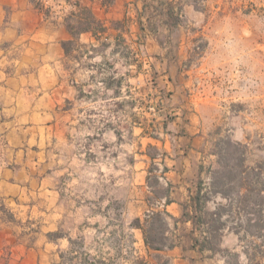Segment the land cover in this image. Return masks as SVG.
I'll return each instance as SVG.
<instances>
[{
    "label": "crops",
    "instance_id": "0c3cea01",
    "mask_svg": "<svg viewBox=\"0 0 264 264\" xmlns=\"http://www.w3.org/2000/svg\"><path fill=\"white\" fill-rule=\"evenodd\" d=\"M192 7L180 0H0V136L5 142L0 195L12 210L33 218L38 204L33 196L46 197L49 207L43 214L47 213L52 231L62 227L61 219L69 211L83 212L82 227L89 206L103 212L114 199L132 198L127 202L139 209L128 226L136 231L145 257L164 254L170 264H192L197 259L222 264L206 257L205 249L190 245L187 249L179 235L181 228L189 231L192 226L179 219L181 203L196 192L198 181L208 185L206 169L214 156L208 151L205 106L215 103L203 89L195 91L191 80L175 78L177 69H188L191 47L185 31L169 28L168 20ZM243 33L247 31L224 30L228 39L224 43L229 48L237 44L234 55L224 57L225 84L239 100H263L262 43L255 41L248 55ZM174 35L179 38L173 46L162 40ZM206 63L201 56L197 68L205 69ZM141 68L157 71L160 82L154 90L167 104L156 117L158 137L132 121L136 84L150 85L147 78L137 81L135 72ZM166 90L171 94L161 98ZM120 116L127 126L132 123L133 132L139 130L141 141L161 151L154 159L147 153L141 160L134 155L122 176L105 168L98 156L105 135L111 138V147L123 145L122 130L114 120ZM230 123L232 137L247 142L242 112ZM151 180L165 187L163 195H155ZM151 208L169 212L172 247L149 249L141 230L131 226ZM4 236L0 228V249ZM36 244L17 245L22 262L40 263L43 252Z\"/></svg>",
    "mask_w": 264,
    "mask_h": 264
},
{
    "label": "rangeland",
    "instance_id": "374dc122",
    "mask_svg": "<svg viewBox=\"0 0 264 264\" xmlns=\"http://www.w3.org/2000/svg\"><path fill=\"white\" fill-rule=\"evenodd\" d=\"M180 2L191 3L193 7L188 11L184 9L181 16H173L168 22L171 24L169 28L185 31L187 45L191 47L190 63L188 69L171 70V73L175 71V78L178 80L181 77L191 80L195 91L198 87L203 89L215 103L205 106V113L209 116L208 151L214 155L210 163L212 166L206 169V173L209 178L211 176L213 178L212 189H231L229 195L234 203L232 210L229 211L231 199L216 193L208 200L206 212L212 211L216 203H220L226 209L222 218L228 221L223 230L212 233L211 243L205 244L211 249L206 248L204 254L206 257L210 256L213 261L221 260L222 264H264V99L242 101L230 95L229 86L225 84L227 68L224 63V57L230 52L234 55L237 45L233 43L229 48L228 43H224L228 40L224 38V30L239 32L243 29L247 31L243 34L247 40L245 44L248 47V55L252 54L255 41L262 43L263 47L261 46L259 50L263 53L264 65V0H180ZM178 38L174 35L169 38L163 37L162 40L173 46ZM232 39L238 40L239 37ZM201 56L207 60L205 69L197 68ZM257 64H260L259 60ZM135 77L137 81L147 78L150 85L136 84L135 116L132 121L136 122V127L144 126L147 128L146 132L151 130V134L158 137L160 135L156 133V128L160 119L156 120V117H159L158 113H162L167 106L166 102L163 103L157 98L154 90L160 82L159 74L157 71L141 68L137 69ZM143 94L145 97L139 98ZM170 94L171 91L166 90L164 95L161 94V98ZM105 108H109L106 103ZM240 112L247 125V142H240L232 137L234 132L233 128H230L231 117L238 120ZM106 119L111 120V117L105 116ZM125 119L122 116L119 120L114 118L117 120L115 124L118 122L122 130L120 133L123 134V138L120 139L123 140V145L111 147L109 144L111 138L105 135V147L102 151L98 148V156L103 157L104 167L113 168L115 172L118 170L121 176L125 174L127 165L132 162L134 155L137 160L143 159L142 155L146 153L155 157L161 155L156 145L147 146L146 141H141L139 130L133 132L130 129L132 123L127 126V123L123 122ZM4 144V139L0 136V165ZM239 159L243 160L241 166L240 164L237 166ZM110 163H113V166ZM230 179L233 180L229 181ZM221 180L227 181L222 187ZM151 183L155 185L156 196L164 194L165 187L155 184L152 180ZM254 188L256 190L253 191ZM127 199L132 200L122 196L114 199L111 208L108 210L104 208L103 212L97 211L95 206H89L88 219L85 224L82 222V227H79V222L81 215L83 219V212L80 214L79 211L74 213L69 211L61 219L62 227L51 231L47 227L49 224L47 213L43 214L49 207L46 197L33 196V201L38 204L34 209V217L28 218L22 210H12L9 203L0 195V228L5 234L3 240L6 242L0 249V264H27L22 262L21 251L17 247L24 242L37 243L36 247L43 252L38 264L57 263L60 261V254L66 252L68 248L71 249V253H66L65 258L73 257V264H78L79 261L84 262L83 264H138L140 256H145V251L137 242L136 231L128 225L132 218L138 215L139 207L133 210ZM237 199L243 202H237ZM237 205L244 208L239 209L240 220L232 219ZM204 217L209 218L207 214H204ZM235 222L242 226L239 234L227 229L229 224L234 226ZM49 233L53 235L48 236ZM196 233L202 240L203 235L199 231ZM187 234L188 231L182 228L179 231L188 249L190 238ZM68 238L75 242L69 244ZM146 259L148 264H170L169 258L164 254H153ZM197 261L192 264H203L199 259ZM208 263L214 264L211 261Z\"/></svg>",
    "mask_w": 264,
    "mask_h": 264
},
{
    "label": "trees",
    "instance_id": "16d2710c",
    "mask_svg": "<svg viewBox=\"0 0 264 264\" xmlns=\"http://www.w3.org/2000/svg\"><path fill=\"white\" fill-rule=\"evenodd\" d=\"M110 0H106V3H109ZM85 11H88L85 9ZM88 13V12H87ZM89 14V13H88ZM92 17V16H91ZM165 126V122H164ZM237 145H241V143H237ZM151 158L154 159L155 156L149 154ZM243 160L239 159L237 166L242 165ZM152 168L149 171H152ZM233 168V167H231ZM165 169V168H164ZM255 168H253L254 170ZM230 171H233V169H230ZM210 174L212 173L211 170L209 171ZM218 173V172H216ZM255 175L257 173H254ZM210 182L208 185L203 186L201 181H198L197 183V190L195 193H193L189 200L187 202L181 203L182 207V215L179 218L182 221H190L192 226L191 229L188 231L187 236L190 238L191 244L190 247L198 250H204L206 248L211 249V247L205 245L211 243L212 233H217L221 230H223L226 227L228 219H224L223 214L226 209H224V205L220 203H216L214 206V209L212 211L205 210V206L208 203V200L212 198L213 194L219 193L221 196L226 197L228 199H231L229 205L231 206L229 211L232 210L233 202L232 198H230L229 192H231V189H223V190H216L212 189L213 184V178L211 176ZM233 179H230L229 181H232ZM228 181V182H229ZM221 187L227 183V181L221 180ZM241 186H239L240 188ZM253 191L256 190L255 188L252 189ZM238 198V197H237ZM150 201V199H149ZM170 202V199L166 198L165 204H168ZM237 202H243V200H238ZM151 203H155L151 201ZM242 208L241 206L237 205V208L234 209L235 215L232 217V219L240 220V211L239 209ZM244 209V208H242ZM204 214H207L209 218H205ZM169 212L164 208L162 210L160 209H149L146 211L142 218L137 217L131 222L132 227L139 228L143 235V240L145 245L149 249H155V250H161L164 248H170L174 244L172 241H170L169 237ZM231 217V216H229ZM179 219H176L179 220ZM242 228L241 224L239 222H235V225L229 224L227 226L228 230H231L237 234L240 233V229ZM199 231L200 234L203 235V239L201 240L196 233ZM53 233H49L48 236H52ZM69 244H73L75 241L73 239L68 238ZM71 253V249L68 248L66 252H62L60 254V261H58L55 264H73V257L71 258H65V254ZM148 260L145 256H140L138 260V264H148ZM84 262L79 261L78 264H83ZM9 264V263H6ZM76 264V263H75Z\"/></svg>",
    "mask_w": 264,
    "mask_h": 264
}]
</instances>
